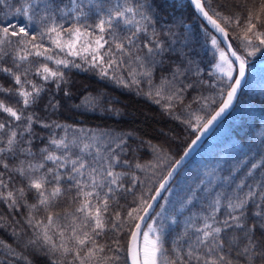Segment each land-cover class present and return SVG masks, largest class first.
<instances>
[{"label": "snow or ice", "instance_id": "snow-or-ice-1", "mask_svg": "<svg viewBox=\"0 0 264 264\" xmlns=\"http://www.w3.org/2000/svg\"><path fill=\"white\" fill-rule=\"evenodd\" d=\"M188 3L196 16L223 37L226 47H220L221 41L203 29L216 54L212 67L220 74L219 84L203 78L204 69L194 58L188 25L182 17L178 19L168 12L167 0H125L114 5L111 0H15L12 4L0 0V6L9 9L6 15L17 20L0 21V74L9 80L7 87L0 83L4 97L0 99V115L6 117L0 119V202L15 213L25 209L23 224H0V228L12 227L15 243L13 247L0 240V264H115L120 257L107 253L120 251L119 240L113 239L109 245L101 244L98 238L122 230L125 216L133 228L127 247L131 264H264V180L249 182L252 170L264 165L252 163L243 176L239 169L229 168L216 183L191 190L178 211L182 213L186 205L197 201L200 211L188 216L183 236L176 237L183 243L169 247L163 224L159 228L149 224L142 232L141 223L136 221L143 222L153 202L163 198V191L171 190L169 182L201 135H196L180 159L169 156L171 163L166 167L155 165L160 171L156 187L150 188L147 196L140 194L138 202L134 201L136 207L122 215L113 204L118 203L122 191L132 190L125 188L124 178L128 177L134 187L140 178L131 169L145 168L139 162L122 159V155L134 151L127 140L121 137L100 147L77 136L70 138L67 133L72 125L65 127L46 118L65 107L94 110L103 98L89 93L80 103L69 106L73 92L59 66L80 69L81 65L51 54L42 42L45 36L61 52L66 50L69 56H80L91 68H99L104 77L109 76V69L123 66L132 84L146 82L150 88L147 95L151 97L154 91L156 103L165 101L166 111L176 105L206 107L207 97L198 95L185 105L186 95L204 86L218 88L221 102L214 114L207 119L196 115L194 124L191 119L183 121L194 132H207L232 106L245 77L246 60L228 42L225 26H241L243 18V36L239 38L246 47L253 48L249 52L253 55L264 47V0L258 5L252 0L251 7L247 0ZM91 18L94 25L82 22ZM67 21L74 22L65 28ZM93 27L100 35L89 30ZM105 33L112 36L111 41L105 39ZM10 37L20 38L11 53L2 47L12 43ZM105 45L109 47L102 53ZM84 52L88 56H83ZM33 56L53 61L57 68L40 63L33 72L29 60ZM5 57H9L10 64ZM111 78L129 86L115 75ZM48 84L52 87H46ZM57 129L64 135L58 136ZM73 190L71 202L75 207L71 212L51 211L58 198ZM30 193L34 194V202H29ZM159 207L164 209L163 204ZM41 209L46 213L42 219L36 215ZM171 223H177L175 214Z\"/></svg>", "mask_w": 264, "mask_h": 264}, {"label": "trees", "instance_id": "trees-1", "mask_svg": "<svg viewBox=\"0 0 264 264\" xmlns=\"http://www.w3.org/2000/svg\"><path fill=\"white\" fill-rule=\"evenodd\" d=\"M124 2L125 0H111L113 5ZM255 2L258 5L260 0H255ZM9 3H15V0H9ZM167 3L170 5L168 12L174 13L178 19L182 17L188 25L194 58L204 69L203 78L211 83L219 84L220 74L212 67L216 54L203 29H206L212 35H215L214 32L201 18L194 14V10L189 5L188 0H167ZM247 3L250 7L252 6V0H247ZM8 12L9 9L0 6V21L6 22L12 19L10 15H6ZM12 22L17 23V20L12 19ZM73 22H64L65 28L69 27ZM82 22L94 25L95 20L91 18ZM222 25L225 26L223 23ZM225 27L236 51L251 62L250 68L264 61V47L255 51L253 55H249L253 48L246 47L245 42L239 38L243 36V18L241 26L233 24ZM89 30L93 31L95 35H100L99 31L94 27ZM104 35L105 39L112 40L111 35L107 33ZM9 39L12 43H6L2 47H5L11 53L20 38L10 37ZM64 39H68L66 34ZM37 42L40 41L38 40ZM42 42L44 47L51 49V54L57 58L67 59L70 62L81 65L80 69L71 66L69 68L59 66L69 81L68 87L73 92V99L68 102L69 106L72 103H80L81 99L88 96L89 93L92 96L103 98L101 105L94 110L88 108L69 110V107H65L58 113L49 114L46 118L56 120L64 124L65 127L72 125L73 127L67 133L70 138L77 136L81 141L91 142L100 147L123 137L134 151L127 156L122 155V159H129L133 163L139 162L145 165L144 170L131 169L140 178V182H137L133 187L129 178L125 177V188H131L132 190L122 191L118 195V203L113 204L114 210L120 211L122 215L126 214L129 209L136 207L135 202H138L140 194L143 193L147 196L149 195L148 190L156 187L155 181L160 171L155 165L160 163L166 167L167 164L171 163L167 159L169 156L173 160L179 159L196 136L197 132H194L193 128L183 121L191 119L194 124L196 115L207 119L209 114H213L221 102L219 90L211 86H204L186 95L185 105L191 103L194 97L203 95L208 98L206 107L203 104H193L192 109H188L184 105H176L172 110L166 111L164 107L165 101L160 99V103H156L158 98L155 97L154 91L151 97L147 95L150 88L146 82L140 85L132 84L130 82L131 78L123 66L109 69V76L104 77L100 74L99 68H91L80 56H69L66 50L61 52L51 43L47 36L44 37ZM255 44L258 46V41ZM80 46L77 45L78 48ZM108 47L109 45H105V49H101V52L103 53ZM82 55L88 56V53L84 52ZM105 59H107V56ZM29 60L33 62V72L40 63H46L53 69L57 68L53 61H47L41 57L33 56ZM4 61L11 63L9 57H5ZM27 63L25 62L26 65ZM209 72L212 73L211 76L208 75ZM113 75L128 82L129 86L125 87L124 84L112 79ZM255 77L258 85L253 82L252 78L248 79L234 110L207 139L199 152L181 170L170 186L171 190L163 196L151 215L149 223L153 222L157 228L161 224L165 226V235L169 247L175 246L177 243H183V240L177 241L176 237L178 235L183 236L185 221L188 216L191 213H199L200 211L198 201L195 205H186L182 213L178 211L184 198L191 190L198 186L202 189L210 182L216 183L220 176L226 173L229 168L239 169V175L243 176L252 163L264 165V77L263 75L260 77L256 75ZM30 78L37 83H43L35 75H30ZM137 79L143 78L137 77ZM0 83L7 87L9 80L3 74H0ZM46 87H52V85L48 84ZM3 98V95L0 94V99ZM109 101H111V104H109ZM108 108L113 111H107ZM4 118L6 117L0 115V119ZM56 131L58 136L64 135L59 129ZM35 143L39 145L42 142L36 141ZM154 148L156 151H153ZM83 155H87V153ZM252 171L253 176L249 178L250 183L256 180H264V167H258ZM153 173H156V175H153ZM201 180L204 181L203 185H199ZM72 195H74V190L66 196L58 198L51 211L61 214L65 211L71 212L75 207L71 202ZM29 202H34V194L32 193L29 194ZM162 204L164 205L163 210L159 207ZM174 209L177 210L176 213H174ZM157 212L161 213L159 217L155 215ZM174 214L176 215V224L171 223V217ZM24 215L25 209L21 208L19 213H15L9 210L3 202H0V216L5 217L4 220H0V224H11L13 221H20L23 224ZM36 215L37 218L42 219L46 216V213L41 209ZM125 221L123 229L119 232L110 231L106 236L98 238L101 244L109 245H111L113 239L119 240L120 251L107 253L108 256L115 254L120 257V260L115 262V264H128L127 247L130 241V232L133 228L129 226L126 216ZM15 226L19 229V225ZM11 231V226L0 228V240L15 247ZM113 247L115 248V245ZM41 264H44V262L41 261Z\"/></svg>", "mask_w": 264, "mask_h": 264}, {"label": "water", "instance_id": "water-1", "mask_svg": "<svg viewBox=\"0 0 264 264\" xmlns=\"http://www.w3.org/2000/svg\"><path fill=\"white\" fill-rule=\"evenodd\" d=\"M206 22V21H205ZM207 23V22H206ZM211 26V25H210ZM214 30V29H213ZM215 31V30H214ZM216 33V32H215ZM219 38L221 39L222 43H223V37L220 36L219 33H216ZM229 43H231L230 39L228 40ZM232 44V43H231ZM223 45L226 47V45L223 43ZM233 46V45H232ZM234 49V47H233ZM235 50V49H234ZM234 60V58H232ZM237 65H238V62H237ZM247 77H248V68H247V65H245V77L244 79L242 80L241 82V87L240 89H238V92H237V97L236 99L234 100L232 106L225 111V113L218 118V120L216 122L213 123V125L209 128V130L203 134L199 133L197 135H201V139L196 143V145L191 149V151L189 152V155L187 157H185L183 159V161L181 162L180 166L177 168L176 172L174 173L173 175V178L172 180L169 182V185H168V188L170 186V184L174 181V179L176 178V176L178 175V173L180 172V170L188 163V161L195 155V153L200 149V147L204 144L205 140L207 139V137L209 135L212 134V132L220 125V123L227 117V115L231 112V110L233 109L236 101H237V98L239 96V93H240V90L241 88L245 85L246 81H247ZM218 110V109H217ZM188 149V148H187ZM167 191V190H166ZM166 191H163L161 193V197H163L164 193ZM161 198H157V200L155 202H153V207L152 209L149 210L148 212V215L145 217L144 221L143 222H140L138 221V223H141V231L143 232V228L147 222V220L149 219L150 215L153 213L157 203L160 201ZM143 215V214H142ZM142 237V236H141ZM140 242H141V238H140ZM128 263L131 264V259L128 257Z\"/></svg>", "mask_w": 264, "mask_h": 264}, {"label": "rangeland", "instance_id": "rangeland-1", "mask_svg": "<svg viewBox=\"0 0 264 264\" xmlns=\"http://www.w3.org/2000/svg\"><path fill=\"white\" fill-rule=\"evenodd\" d=\"M246 60V59H245ZM254 74H255V76L257 75L258 77H260V76H262L263 75V77H264V61H262L261 63H259L258 65H256L254 68H253V71H252V79H253V82L256 84V85H258L257 84V80L255 79L256 77L254 76ZM149 224H153V222H150V223H148L147 225H149ZM148 229H147V226L145 227V229H144V231H147ZM155 235V233H151L150 234V236H154ZM142 243H143V237H142V241H141V245H142Z\"/></svg>", "mask_w": 264, "mask_h": 264}]
</instances>
